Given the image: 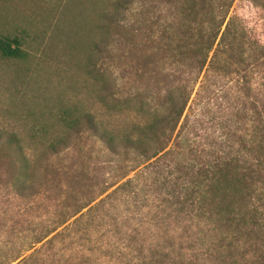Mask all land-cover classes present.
Segmentation results:
<instances>
[{
  "label": "trees",
  "instance_id": "trees-1",
  "mask_svg": "<svg viewBox=\"0 0 264 264\" xmlns=\"http://www.w3.org/2000/svg\"><path fill=\"white\" fill-rule=\"evenodd\" d=\"M237 1L85 0L93 20L70 30L89 61L100 56L99 85L102 98L111 97L115 124L74 106L56 114L54 134L36 119L0 126V161H12V183L23 191L46 156L84 132L134 164L93 206L57 222L5 264L34 263L108 201L138 207L142 197L146 218L120 245L128 264H264V43L234 12ZM245 1L264 11V0ZM0 58L26 54L19 40L0 33ZM168 162L177 166V196L158 204L145 193Z\"/></svg>",
  "mask_w": 264,
  "mask_h": 264
},
{
  "label": "rangeland",
  "instance_id": "rangeland-1",
  "mask_svg": "<svg viewBox=\"0 0 264 264\" xmlns=\"http://www.w3.org/2000/svg\"><path fill=\"white\" fill-rule=\"evenodd\" d=\"M255 8L238 0L234 12L264 43V18L258 17L264 11ZM92 20L85 0H0V33L19 40L26 54L25 60L0 58L1 127L14 129L36 119L52 125L49 132L54 134L56 114L74 106L101 117L109 126L115 124L111 97L103 99L99 85L100 56L89 61L82 48L83 39L70 30L75 22ZM53 24L58 26L51 29ZM112 64L109 57V82L115 76ZM46 158L23 191L12 183V161L8 157L0 161V264L13 260L22 248L57 222L88 204L93 206L111 190L101 197L100 194L134 164L131 157L122 161L115 158L102 142L84 132L67 148ZM176 169L174 162H168L161 174L149 178V183L159 181L147 189L146 199L160 204L167 197L177 196V179H173ZM132 176L133 173L128 177ZM169 201L174 202V198ZM142 205H146L144 197L138 207L128 200L108 201L31 264H128V251L121 250L120 245L129 243L125 232L139 228L146 218Z\"/></svg>",
  "mask_w": 264,
  "mask_h": 264
}]
</instances>
